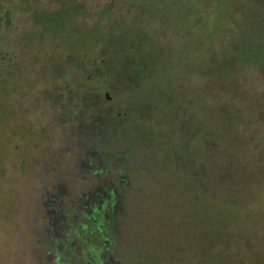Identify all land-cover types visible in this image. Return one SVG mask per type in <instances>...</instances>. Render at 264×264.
I'll return each instance as SVG.
<instances>
[{
  "label": "rangeland",
  "instance_id": "rangeland-1",
  "mask_svg": "<svg viewBox=\"0 0 264 264\" xmlns=\"http://www.w3.org/2000/svg\"><path fill=\"white\" fill-rule=\"evenodd\" d=\"M256 256L264 0H0V264Z\"/></svg>",
  "mask_w": 264,
  "mask_h": 264
},
{
  "label": "trees",
  "instance_id": "trees-1",
  "mask_svg": "<svg viewBox=\"0 0 264 264\" xmlns=\"http://www.w3.org/2000/svg\"><path fill=\"white\" fill-rule=\"evenodd\" d=\"M230 202H232V201H230ZM236 204H237V203H236ZM230 208H231V207H230ZM230 208H229L228 206H226V210H228V209H230ZM242 208H245V207H242ZM240 217H241V216H240ZM240 217H239L238 219H241ZM238 219H237V220H238ZM235 221H236V220H235ZM240 232H243L244 235H245V233H246L244 230H239V233H240ZM246 235H247V233H246ZM246 235H245V236H246ZM252 238H253V237H252ZM261 255H262V254H261ZM256 258H258L257 263H263V262H264L262 256H261V257L256 256ZM241 261H242V260H241ZM244 261H245V260H243V261L241 262V264H244Z\"/></svg>",
  "mask_w": 264,
  "mask_h": 264
}]
</instances>
